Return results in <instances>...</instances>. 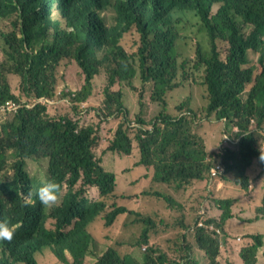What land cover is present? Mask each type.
<instances>
[{
  "label": "trees",
  "instance_id": "obj_1",
  "mask_svg": "<svg viewBox=\"0 0 264 264\" xmlns=\"http://www.w3.org/2000/svg\"><path fill=\"white\" fill-rule=\"evenodd\" d=\"M191 19L210 45L208 52L198 45L194 58L181 56L177 48ZM0 30L5 53L0 62V107L24 101L13 91L12 75L20 78L21 95L30 103L56 99L58 70L64 65L74 64L83 79L79 88L72 77L77 89L59 97L69 99L70 113L54 116L49 109L58 107L48 103L13 113L0 111V221L20 225L11 243L0 241V264H41L40 258L47 254H54L57 264H86L89 257L95 264H200L194 248L204 264H222L221 244L227 245L224 251L231 248L232 232L226 223L235 217L233 201L216 199L220 219L202 208L189 225L186 211L192 199L184 203L182 196L204 181L212 194V184L223 185L228 174L249 190L250 168L261 167L264 172V0H0ZM131 36L135 43H129ZM138 67L143 85L152 84L151 98L163 104L152 125L140 114L132 121L123 91L116 89L124 83L136 89ZM196 74L206 88L207 117L226 122L223 134L228 139L223 138L216 152L197 133L199 118L191 97L177 106L179 115L168 112L169 95L190 86ZM99 84L103 89L100 106L95 107L97 119L85 123L82 113L91 108L85 103L91 102ZM111 118L119 119V124L99 151L101 126ZM135 142L137 166L153 173L156 186L146 194L164 200L176 214L172 226L182 230V243L172 254L155 245L140 258L135 252L167 225L156 215L128 206L137 207L136 195L118 189L115 160L131 156ZM29 159L48 160V180L31 177ZM218 161L226 172L213 176ZM48 181L61 184L62 193L67 191L54 207L42 206L35 195L38 183ZM93 188L99 191L95 201L87 195ZM29 192L33 206L24 204ZM256 214L264 222V198ZM123 215L120 238L136 229L140 236H131L125 249L118 240L99 249L89 226L101 217L111 228ZM211 224L222 234L211 231ZM252 231L245 233L250 244L239 237L245 244L238 254L241 262L224 264L260 263L264 226L263 232ZM185 234L194 235L191 242Z\"/></svg>",
  "mask_w": 264,
  "mask_h": 264
},
{
  "label": "rangeland",
  "instance_id": "obj_2",
  "mask_svg": "<svg viewBox=\"0 0 264 264\" xmlns=\"http://www.w3.org/2000/svg\"><path fill=\"white\" fill-rule=\"evenodd\" d=\"M110 14V19H111ZM196 20L191 19L190 23L184 28L181 32V38L177 41V48L180 55L194 58L198 45H201L205 52H208L210 49V45L207 39V36L204 32L200 31L199 26L195 25ZM129 43H135V37L131 36L128 39ZM5 53L3 50V39L1 37V30H0V62L5 58ZM255 57L252 56V60ZM139 65L137 59V66ZM79 69L74 64H67L59 68L58 70V85H57V97L54 100V106L58 107L57 109H49V112L56 116L57 114H66L72 111V107L70 104H63L60 102L61 98H59L63 93H66L67 90L73 88L77 89L76 84L72 82L71 78L74 77L78 80V87L81 88L83 85V79L79 75ZM101 78L105 79V75ZM11 86L13 91L16 95L22 96V99L26 101L24 95H21L20 91V78L16 76H10ZM133 86L136 87L132 88L128 83L122 84L120 87L116 89L122 90L124 94V101L126 106L128 107L132 121L137 119V116H140L144 119L147 124L153 123L158 115L160 114L161 110L163 109V104L161 102L155 101L151 98V86L143 85L140 69L138 67V74L133 80ZM103 86L101 84L98 85L94 96L91 99V102L85 103L86 106H90V112L84 111L82 116H86L84 121L87 123L93 117L97 119L96 112L97 108L99 107L102 96L101 91ZM61 92V94H59ZM143 95V98H140V95ZM206 88L203 84V80L201 79L200 74H196L194 81L190 86H186L180 91L174 92L169 95L168 97V112L172 115H179L181 113L180 110L177 109V106L182 102L186 101L188 97H191V107L194 108L193 110L197 112L199 121L197 123V133L199 136H202L204 140L208 143L209 150L212 152H216L222 146V140L228 139V136H224L223 129H225L224 121H218L214 117H207L206 114ZM66 98V97H63ZM62 98V99H63ZM142 101V105L140 104ZM190 107V106H189ZM190 107V108H191ZM191 108V109H192ZM142 111V112H141ZM119 124V119L111 118L108 121H105L101 126V145L100 150L104 149L109 139L113 138L115 130ZM133 125V124H132ZM134 125H137L135 123ZM152 125V124H151ZM150 125V126H151ZM150 126H147L150 128ZM227 128V127H226ZM229 131V129H228ZM135 148L131 156L126 157H117L116 158V171L119 175V191L123 193H134L136 197H134V201L137 202V207L129 204L128 206L138 209L148 215H156L158 219H164L167 223L166 226H163L159 229L157 233L152 236V241L149 245H146L144 248H152L153 245L158 247L160 250L167 251L168 253L172 254L174 250H178L181 243H182V236L179 233L182 232L180 228H175L172 226V221L176 214H172L168 208V204L161 200L159 201L156 197L150 196L147 191H150L151 187L156 188L153 184V173L147 171L144 167L137 166V157L139 158V152L137 149V144L135 142ZM264 146V143H263ZM107 160L110 164H113L114 160L112 156H108ZM219 162V161H218ZM218 162L216 164H218ZM47 167H48V160L43 159L40 161L29 159L28 160V171L31 177L36 180L37 182H44L48 180L47 178ZM12 174V171L10 172ZM249 175L251 177V186L249 190H243L240 186L234 183V175L228 174V181L223 183V185L219 186L216 183H213L211 186L212 194H208L206 183L207 182H200L194 185V187L189 190L185 196H182V201H185L188 198L192 199V207L191 209L187 210V216L190 221H192L189 225L193 224L194 220L196 219L198 212L204 208L210 217H216L220 219L222 216V211L216 206L214 202L216 199L227 200L230 199L233 201L231 209L232 213L235 215L231 219V221L227 224V228L232 232L230 236V249L224 251L227 248L225 242H223L220 246L221 256L220 262L222 264L226 263L228 260H232L236 263L241 262L239 257V251L243 247V245H247L252 243L247 238L249 235H245L246 232L253 230V233L258 231L263 232L264 222L262 220L256 219V212L257 208L262 206L263 198H264V172L263 168L261 167H254L250 168ZM46 183V182H45ZM44 183H38V189ZM173 191H175L172 187H170ZM166 190V189H163ZM167 191V190H166ZM168 192V191H167ZM67 191L61 194L60 202L64 194ZM90 199L94 200L98 195L99 191L94 188L89 190L88 194ZM124 204L125 201H123ZM127 205V204H126ZM190 208V207H189ZM202 210V213L205 210ZM126 219V216L123 215L119 218L116 224L111 227H105V220L101 217L97 218L96 223L89 226L88 230L95 238V245L101 249L105 250L106 247L109 248L114 241L118 240L124 247L131 242V236L136 235L132 239H137L141 231L137 232V229L134 233H132L129 237L120 238L121 229L123 227V223ZM256 220V221H255ZM161 220L159 223L161 224ZM50 224V223H49ZM211 231H217V233H221V230L216 228L214 224L209 226ZM228 230V232H229ZM243 230V232H242ZM223 233H225L223 229ZM222 234V233H221ZM187 235L186 239L188 242H191L194 235L193 234H185ZM226 235V233H225ZM229 235V234H228ZM243 237L245 240H239V237ZM238 238V239H237ZM195 247V245L193 246ZM144 248H138L135 250L140 255L143 253ZM194 251L197 252V258L195 259L197 263L204 264V259L200 256V252L194 248ZM67 256L71 261H73V257L66 251ZM183 255V254H182ZM260 263L264 264V246L260 251L259 254ZM69 260V261H70ZM58 259L54 256V254H47L40 258L41 264H57ZM70 261V262H71ZM184 264L187 263L183 262ZM86 264H95V261L92 260L91 257L87 258Z\"/></svg>",
  "mask_w": 264,
  "mask_h": 264
},
{
  "label": "clouds",
  "instance_id": "obj_3",
  "mask_svg": "<svg viewBox=\"0 0 264 264\" xmlns=\"http://www.w3.org/2000/svg\"><path fill=\"white\" fill-rule=\"evenodd\" d=\"M261 159L264 160V156H262ZM61 193V184L48 181L38 189L35 195L42 206L54 207L59 204ZM24 204L25 206H33L35 204L32 192L25 195ZM19 227V224H13L9 221H0V241L11 243Z\"/></svg>",
  "mask_w": 264,
  "mask_h": 264
},
{
  "label": "built area",
  "instance_id": "obj_4",
  "mask_svg": "<svg viewBox=\"0 0 264 264\" xmlns=\"http://www.w3.org/2000/svg\"><path fill=\"white\" fill-rule=\"evenodd\" d=\"M70 91L69 89L67 90V92ZM61 94V92L59 93ZM61 103L63 104H68L69 103V99L68 98H63L60 100ZM39 103H43V104H54L55 102L53 100L50 99H46V98H37L34 100L33 103L27 102V101H22L20 102V104H16L13 101H8L5 103V105L0 107V111L1 112H9V113H13V112H17L18 109H22L23 107H27V108H31L33 106H35L36 104ZM226 172V167L223 165L222 161H219L217 165H215V167L212 168V175L213 176H217V175H222ZM145 250V248H144Z\"/></svg>",
  "mask_w": 264,
  "mask_h": 264
},
{
  "label": "crops",
  "instance_id": "obj_5",
  "mask_svg": "<svg viewBox=\"0 0 264 264\" xmlns=\"http://www.w3.org/2000/svg\"><path fill=\"white\" fill-rule=\"evenodd\" d=\"M94 189V188H93ZM89 192V191H88ZM90 199V198H89ZM97 199H99V195L94 199V200H92V199H90V200H92V201H95V200H97ZM123 228V227H122ZM121 233H122V229H121Z\"/></svg>",
  "mask_w": 264,
  "mask_h": 264
}]
</instances>
